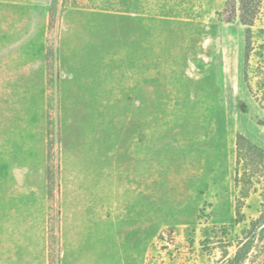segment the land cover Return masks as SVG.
Returning <instances> with one entry per match:
<instances>
[{
  "label": "rangeland",
  "instance_id": "rangeland-1",
  "mask_svg": "<svg viewBox=\"0 0 264 264\" xmlns=\"http://www.w3.org/2000/svg\"><path fill=\"white\" fill-rule=\"evenodd\" d=\"M225 2L0 0V264L42 236L48 264H234L254 235L264 264L237 163L239 134L264 149V10L246 57Z\"/></svg>",
  "mask_w": 264,
  "mask_h": 264
},
{
  "label": "trees",
  "instance_id": "trees-1",
  "mask_svg": "<svg viewBox=\"0 0 264 264\" xmlns=\"http://www.w3.org/2000/svg\"><path fill=\"white\" fill-rule=\"evenodd\" d=\"M264 10V0H226L222 11L224 20L233 22L238 20L245 27L246 38V57L249 55L248 47L252 39V27L257 18ZM237 163L244 167L249 175V183L254 184L255 180H261L264 176V149L251 143L244 135L239 134L237 140ZM251 234H258L260 238L264 237V208L260 216L253 222ZM253 239L244 240L239 243L238 249L234 255V264H243L252 249Z\"/></svg>",
  "mask_w": 264,
  "mask_h": 264
},
{
  "label": "crops",
  "instance_id": "crops-1",
  "mask_svg": "<svg viewBox=\"0 0 264 264\" xmlns=\"http://www.w3.org/2000/svg\"><path fill=\"white\" fill-rule=\"evenodd\" d=\"M79 204V203H78ZM80 206L76 207L75 210L76 212L73 215H70L68 213H66L64 215V220H63V234L65 232L66 229V218L68 219V230H69V238L67 239H75V244H79L81 243L82 245L84 244L83 242V238L82 237H78L77 231L84 229L85 233H90V237L92 236V233L95 232L96 234H98L99 231V227L98 224L94 223V221L91 218V215L87 213L86 215V207L84 205L79 204ZM106 206H107V201H106ZM32 211V209L29 207L28 208V213ZM43 216L40 218V224L41 226L44 225V219ZM33 222H35V220L33 219ZM100 228L101 231L104 229L105 233V241L107 239V231H108V221H107V217H105L104 219H101V224H100ZM65 237V235H64ZM66 238V237H65ZM43 236L41 237V243H40V247L37 249H31V248H24V252H22V254H24L22 259V262L20 264H48V250H46V247L44 246V242H43ZM91 241H93V239L91 238ZM79 242V243H78ZM80 245H77V247L75 246L76 251L80 249L79 247ZM26 251V252H25Z\"/></svg>",
  "mask_w": 264,
  "mask_h": 264
}]
</instances>
